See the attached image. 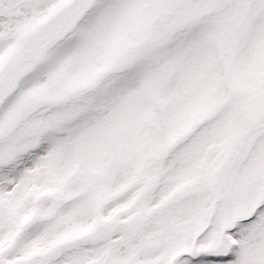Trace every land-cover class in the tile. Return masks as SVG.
Masks as SVG:
<instances>
[{"label":"snow or ice","instance_id":"1","mask_svg":"<svg viewBox=\"0 0 264 264\" xmlns=\"http://www.w3.org/2000/svg\"><path fill=\"white\" fill-rule=\"evenodd\" d=\"M0 264H264V0H0Z\"/></svg>","mask_w":264,"mask_h":264}]
</instances>
